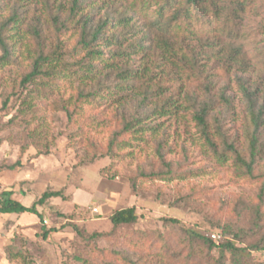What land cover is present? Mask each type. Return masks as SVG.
Here are the masks:
<instances>
[{"label": "rangeland", "instance_id": "obj_1", "mask_svg": "<svg viewBox=\"0 0 264 264\" xmlns=\"http://www.w3.org/2000/svg\"><path fill=\"white\" fill-rule=\"evenodd\" d=\"M111 3L0 0L1 18L18 20L7 41L10 63L0 64V109L9 100L0 110V192L12 190L26 206L47 191L65 197L38 207L46 227L57 230L46 240L37 217L0 215V264H217L221 254L223 264H235L232 253L210 251L193 233L210 240L218 235V245L232 242L248 251L264 244V0L242 21L249 35L246 72L220 69L202 53V65L190 75L186 59L167 57L147 29L139 32L147 23L136 18L112 29L127 32L122 46L93 47L115 71L82 82L88 51L80 44V21L90 17L96 26L115 9ZM132 28L137 34H128ZM186 44L190 58L210 50ZM124 52L130 55H118ZM40 55L60 64L56 74L23 87ZM122 71L131 72V80H121ZM241 85L261 112L254 180L243 175L234 151L219 161L194 119L208 106L216 151L231 145L249 160L255 128ZM170 98L178 113L153 115ZM136 120L143 130L122 132ZM128 208L136 209L138 222L114 228L111 216ZM251 252L249 261L264 263V253Z\"/></svg>", "mask_w": 264, "mask_h": 264}, {"label": "trees", "instance_id": "obj_2", "mask_svg": "<svg viewBox=\"0 0 264 264\" xmlns=\"http://www.w3.org/2000/svg\"><path fill=\"white\" fill-rule=\"evenodd\" d=\"M111 6L115 9L109 13V15L101 22L96 23V26L92 23V18L86 17L83 22L81 30V40L83 49L88 52L85 59L82 60L80 69L85 70L83 74L82 82L87 80H93L94 77H98L105 73L107 69L113 70V64L107 63L105 60V53L102 50H94V46H99L100 42H103L105 47L122 46L126 41L125 35L127 32L111 33L112 29H118L119 27H128L131 25L133 19H141L146 21V26L139 32L147 31L151 34L153 44L164 54L173 59L181 62L186 59V66L191 65V74L195 75V69L201 65L197 62L201 54L207 55L210 61L218 64L220 69H224L229 72L233 69H237L239 72H246L251 67L249 60V50L246 45L249 40V35L245 34L242 29V21L246 19L251 13L256 11L254 7L258 0H110ZM156 6L153 14L150 13L151 9ZM80 6L77 2H74V6L71 10L73 16H77ZM17 18L13 15L8 20H3L0 15V51L3 55L0 58V64L6 65L10 63V57L12 55L11 46L7 43L10 40L9 32L16 25ZM241 22V23H240ZM110 32L108 35L107 33ZM135 30L132 28L131 32ZM118 34V35H117ZM124 38V39H123ZM186 41L198 42L200 48H209L207 51H194L193 57L190 58L185 55L184 48L187 44ZM14 47V46H13ZM136 47V46H135ZM138 47V46H137ZM136 53V52H135ZM118 54V53H117ZM119 56H129V52L119 53ZM179 59V60H178ZM54 60L48 56L40 55L34 62L33 70L27 74L21 85L23 87L33 83L39 77L52 76L56 74L58 65H51ZM102 63V64H101ZM51 66L48 69H44L46 65ZM184 65V64H183ZM183 70V69H180ZM186 71V70H185ZM184 73V72H183ZM121 80H131L132 73L122 71L117 74ZM183 76V74L181 75ZM179 76V77H181ZM241 90L247 101V112L250 116V121L255 128V134L250 138L249 142V160H245L235 148L231 145H227V152L218 153L216 151V145L213 142L212 133L208 130V116L210 109L208 106H204L201 111L195 114L194 119L197 125L201 128L204 137L208 144L215 150L218 159L221 162L228 161V154L235 152L236 162L240 169L244 172L243 175L249 179H257L259 176H255V170L258 164V156L261 151L259 150V138L258 130L261 126V112H256V104L253 98V94L250 90L241 85ZM92 95V94H91ZM148 100V96L145 101ZM9 100L6 99L2 102L1 111L8 107ZM174 108V109H172ZM179 106L173 99H169L162 106H157L153 110V115L165 117L168 115H174L178 113ZM141 120L130 122L125 124L123 133L132 132L136 127H141ZM144 128L141 127L140 130ZM147 129V128H146ZM149 130H155L149 128ZM136 131V130H135ZM136 133V132H135ZM262 150V148H261ZM65 199L61 191H47L41 198L33 203L31 206H26L20 201L14 199V192L12 190H5L0 192V215L7 216H22L32 215L39 219L43 235L42 238L46 240L49 235L55 234L56 229L47 228L44 220V216L38 211V207H43L48 201L52 199ZM139 216L137 215L135 208H128L115 212L110 222L114 228H118L122 225H130L138 222ZM167 223L172 225H178L180 223L177 219H167ZM195 237L203 241L208 249H220L222 251H229L232 253L235 264H255L249 261L251 251L264 253L263 245H254L250 247V251L237 248L232 242L218 245L216 241L202 237L196 233H193ZM264 243V240H263ZM217 264H223L224 254H221ZM264 264V263H263Z\"/></svg>", "mask_w": 264, "mask_h": 264}, {"label": "built area", "instance_id": "obj_3", "mask_svg": "<svg viewBox=\"0 0 264 264\" xmlns=\"http://www.w3.org/2000/svg\"><path fill=\"white\" fill-rule=\"evenodd\" d=\"M211 238L214 241H217L218 239H220V237L218 235H212Z\"/></svg>", "mask_w": 264, "mask_h": 264}]
</instances>
